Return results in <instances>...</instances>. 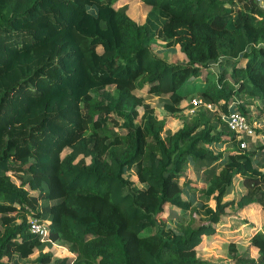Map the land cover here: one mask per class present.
Masks as SVG:
<instances>
[{"label": "trees", "instance_id": "trees-1", "mask_svg": "<svg viewBox=\"0 0 264 264\" xmlns=\"http://www.w3.org/2000/svg\"><path fill=\"white\" fill-rule=\"evenodd\" d=\"M138 1L142 23L120 0H0V264H223L197 251L226 210L255 205L264 223V132L238 136L221 119L264 105V8ZM156 39L185 61L154 56ZM208 61L219 69L195 83ZM138 87L170 116L192 94L218 111L170 130ZM187 164L205 181L194 208L178 182ZM235 179L243 191L225 199ZM166 206L197 217L160 224ZM28 218L46 223L43 239ZM253 231L242 251L227 242L224 264H264V232Z\"/></svg>", "mask_w": 264, "mask_h": 264}, {"label": "rangeland", "instance_id": "rangeland-1", "mask_svg": "<svg viewBox=\"0 0 264 264\" xmlns=\"http://www.w3.org/2000/svg\"><path fill=\"white\" fill-rule=\"evenodd\" d=\"M120 4H126V13L133 19L136 23H142L144 20L147 8L138 0H120ZM264 6V4H263ZM167 40L156 39V41L150 45V51L156 57L162 58L166 62H184L185 58L181 52H179L177 46L166 44ZM209 66L201 68L200 76L194 81L195 83H200L204 79L206 72H216L219 68L213 61H208ZM135 95L142 97L144 101L148 102L149 105L157 113L155 123L164 121L165 126L170 130H174L180 126L182 120L189 121L195 115L197 110H206L217 113L218 108L214 105H209L208 108L203 105L201 99L197 94H192L194 98H198L201 101L200 107L197 105V109H189V103L187 100H182L180 107H182V112L176 116H170L165 114L161 108V103L155 96L146 95L145 91L141 88L135 90ZM248 107L247 115L250 120L252 127L259 131L264 132V105L259 101H253V103ZM137 111L141 113V107H137ZM122 133V130H119ZM163 135V133L161 134ZM264 137V136H263ZM248 147V146H247ZM220 146L212 147V149L219 150ZM66 149L63 151L65 153ZM62 153V154H63ZM132 171L128 170L125 172L130 179H134L132 176ZM11 178L17 183V180L11 176ZM180 186L182 188V196L184 198H190L192 200V208L201 202V193L205 187V181L201 176L199 171H193L190 165H185L180 173V178L178 179ZM243 188L240 186L238 179H235L232 185L228 188L227 195L225 199H235L241 192ZM209 205H212V201H208ZM197 217L195 213L191 210L188 211H177L171 206H166L163 211L158 223L165 225H174L175 222L181 220L186 221L185 218L188 216ZM162 219V220H161ZM163 221V222H162ZM216 233L208 238L202 240V246L198 249L197 255L199 258L207 260L211 263H232V256L228 255L226 252V245L229 241H234L238 249L247 246V239L254 232L253 230H259L264 232V223L262 222L259 209L255 205L243 209H237L235 207H230L226 210L225 215L220 217L219 223L215 226ZM55 244V243H54ZM50 244L47 250H52L54 257L69 256L73 257V254L63 249L62 246L56 244ZM68 252V253H67ZM35 253L29 256V259H33ZM248 257H255V251L253 248H249ZM4 261H6L4 259ZM29 261V260H28ZM7 264H21L20 262H7Z\"/></svg>", "mask_w": 264, "mask_h": 264}, {"label": "built area", "instance_id": "built-area-1", "mask_svg": "<svg viewBox=\"0 0 264 264\" xmlns=\"http://www.w3.org/2000/svg\"><path fill=\"white\" fill-rule=\"evenodd\" d=\"M261 6V3H264V0H257ZM263 7V6H262ZM189 109H194L201 104L200 99L192 98L188 101ZM207 108L210 104H203ZM221 119L225 122L228 130L235 133L238 136H245L252 133V125L250 124V120L248 115H243L238 111L229 110L225 115H222ZM239 147H244V143L241 142ZM28 229L31 233H34L40 236L42 239L46 236L47 226L45 222L38 221L34 218H28Z\"/></svg>", "mask_w": 264, "mask_h": 264}, {"label": "crops", "instance_id": "crops-1", "mask_svg": "<svg viewBox=\"0 0 264 264\" xmlns=\"http://www.w3.org/2000/svg\"><path fill=\"white\" fill-rule=\"evenodd\" d=\"M257 1V0H256ZM258 2V1H257ZM263 2L261 3V7L263 6ZM260 5V4H259ZM146 8H147V10H148V7L147 6H145ZM263 8H264V6H263ZM63 249H65V248H63ZM66 250V249H65ZM68 253V252H67Z\"/></svg>", "mask_w": 264, "mask_h": 264}]
</instances>
